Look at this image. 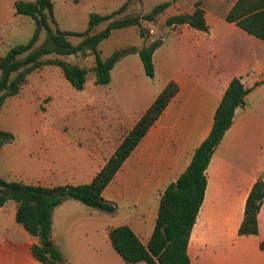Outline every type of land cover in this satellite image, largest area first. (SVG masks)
Returning <instances> with one entry per match:
<instances>
[{
    "label": "crops",
    "instance_id": "crops-1",
    "mask_svg": "<svg viewBox=\"0 0 264 264\" xmlns=\"http://www.w3.org/2000/svg\"><path fill=\"white\" fill-rule=\"evenodd\" d=\"M15 1L0 0V56L17 43L14 31L25 27L31 31L34 26L30 17L14 12ZM196 1L207 30L185 23L167 25L151 54L152 77L144 74L136 50L113 63L106 84L94 83L89 70L92 85L88 100L82 103L86 133L13 136L0 145V177L6 181L45 187L87 183L166 83L176 86L102 189L100 195L113 206L112 211L70 198L52 208L48 240L60 253L57 264H145L125 263L112 248L108 229L126 224L146 244L162 190L183 171L194 148L207 135L232 77H238L248 91L205 168L203 199L186 253L190 264H264V195L256 234H237L248 191L264 175V41L224 19L235 0H174L167 8L173 10L170 15L190 14ZM53 19L56 25L54 15ZM148 42L138 28L137 42L118 44L114 49H138ZM84 57L91 65V57ZM24 82L17 94L4 101L21 97ZM85 87L86 82L80 90ZM24 100L21 102L26 103ZM14 212L13 200L0 205V264H43L30 251L37 239L15 222ZM107 214L118 217H104Z\"/></svg>",
    "mask_w": 264,
    "mask_h": 264
},
{
    "label": "trees",
    "instance_id": "trees-1",
    "mask_svg": "<svg viewBox=\"0 0 264 264\" xmlns=\"http://www.w3.org/2000/svg\"><path fill=\"white\" fill-rule=\"evenodd\" d=\"M124 4L105 14L90 12L86 27L76 32L60 30L55 26L50 0L15 1L14 12L30 17L34 27L26 42L10 46L0 56V106L7 97L18 93L30 71L42 65L57 66L69 84L74 89L80 90L87 71H92L94 83L106 84L113 63L121 55L136 50L144 74L152 77L151 54L160 44V39H153L138 49L130 46L117 48L103 58L99 55L98 44L112 29L130 25H136L142 36L140 19H151L165 8L168 2L157 4L144 16H116L122 11ZM199 4V1L195 2L190 14L167 16L164 24L185 23L195 29L206 31L207 26ZM224 19L235 22L243 31L264 41V0H235ZM98 24L104 25L101 29L95 30ZM41 31L45 33V41L34 47ZM70 35L78 36L79 41L76 44L70 43L68 40ZM79 53L91 57L90 69L77 62L66 61V56H76ZM175 90L176 86L173 82L166 83L87 183L45 187L6 181L0 177V205L9 199L14 201L15 222L19 223L31 237L37 239L38 243H32L30 246L34 259L43 264H57L61 259L60 253L52 244L41 245L40 241L49 239L51 210L63 198H70L86 206L108 212L113 210V206L101 197L102 189L160 114ZM247 91L238 77H232L228 81L215 108L207 135L194 148L189 163L183 171L162 190L146 244H142L126 224H118L108 229V240L125 263L143 261L145 264H190L186 246L203 199L206 183L205 168L223 133L231 124L234 109L244 102ZM11 139L10 133L0 129V145ZM263 195L264 175L258 177L248 191L242 219L237 227L238 235L256 234V217Z\"/></svg>",
    "mask_w": 264,
    "mask_h": 264
},
{
    "label": "rangeland",
    "instance_id": "rangeland-1",
    "mask_svg": "<svg viewBox=\"0 0 264 264\" xmlns=\"http://www.w3.org/2000/svg\"><path fill=\"white\" fill-rule=\"evenodd\" d=\"M53 3V15L56 27L60 30L82 31L86 26L87 16L90 12L106 13L116 9L122 3L124 8L116 16L137 15L144 16L159 3L173 2L174 0H50ZM191 2L192 0H188ZM169 4V3H168ZM173 10L163 8L153 15L151 19H140L142 37L147 41L158 39L166 29L164 20ZM104 24H98L95 29L99 30ZM53 27V25H51ZM34 27V26H33ZM25 29L14 31L15 42L27 41L28 33ZM152 30V32H149ZM28 32V33H27ZM72 44L79 41L76 35L68 36ZM138 40V28L136 25L124 29H112L109 36L98 44L99 55L107 56L118 44H133ZM45 33L41 31L34 47L43 44ZM16 43V44H17ZM86 55H69L65 59L68 62H77L90 69L89 58ZM83 59V60H81ZM92 73L87 71L85 75L86 87L83 91L74 89L63 77L60 69L55 65H44L33 70L30 76H26V84L18 98H11L0 107V128L13 136L20 137L28 134H78L86 133L82 127V121L86 109L82 103L88 100L86 96L90 86ZM30 86V87H28ZM101 89L105 85H100ZM27 98L29 101H27ZM24 100L26 103H22ZM32 100V101H31ZM29 104V105H28ZM85 127V123H84ZM106 132V128L102 129ZM99 131V129H98ZM100 132V131H99ZM94 209L93 211H95ZM86 211L80 212L85 214ZM104 217H118L116 214L104 215ZM114 220V218H113Z\"/></svg>",
    "mask_w": 264,
    "mask_h": 264
},
{
    "label": "water",
    "instance_id": "water-1",
    "mask_svg": "<svg viewBox=\"0 0 264 264\" xmlns=\"http://www.w3.org/2000/svg\"><path fill=\"white\" fill-rule=\"evenodd\" d=\"M41 245H49L50 241L49 240H45V241H40Z\"/></svg>",
    "mask_w": 264,
    "mask_h": 264
},
{
    "label": "built area",
    "instance_id": "built-area-1",
    "mask_svg": "<svg viewBox=\"0 0 264 264\" xmlns=\"http://www.w3.org/2000/svg\"><path fill=\"white\" fill-rule=\"evenodd\" d=\"M149 32H152V30H149Z\"/></svg>",
    "mask_w": 264,
    "mask_h": 264
}]
</instances>
